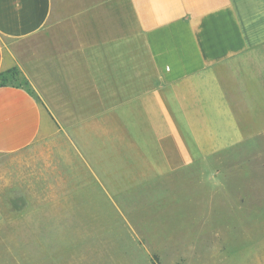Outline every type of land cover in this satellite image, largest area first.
<instances>
[{"label":"rangeland","instance_id":"obj_1","mask_svg":"<svg viewBox=\"0 0 264 264\" xmlns=\"http://www.w3.org/2000/svg\"><path fill=\"white\" fill-rule=\"evenodd\" d=\"M54 1L57 13H76L90 46L135 30L127 0ZM89 49L91 71L50 68L39 87L17 70L2 76L33 92L54 123L0 153V264H264V131L210 168L146 171V107L117 120L111 75L95 89Z\"/></svg>","mask_w":264,"mask_h":264},{"label":"crops","instance_id":"obj_2","mask_svg":"<svg viewBox=\"0 0 264 264\" xmlns=\"http://www.w3.org/2000/svg\"><path fill=\"white\" fill-rule=\"evenodd\" d=\"M127 2L135 30L90 46L76 13H57L54 0H0V73L15 68L39 87L50 68L69 76L80 65L91 71L93 48L95 89L100 75H111L117 120L132 121L134 106L146 107V171L154 173L210 168L212 156L263 133L264 0ZM48 121L33 92L0 84V153L30 145Z\"/></svg>","mask_w":264,"mask_h":264},{"label":"trees","instance_id":"obj_3","mask_svg":"<svg viewBox=\"0 0 264 264\" xmlns=\"http://www.w3.org/2000/svg\"><path fill=\"white\" fill-rule=\"evenodd\" d=\"M12 70H17V69L13 68ZM10 71H11V69H10L9 71L5 72V73H0V84H4V83L6 82V78H5V77L2 78V76H3L4 74L9 73ZM17 71H18V70H17Z\"/></svg>","mask_w":264,"mask_h":264}]
</instances>
